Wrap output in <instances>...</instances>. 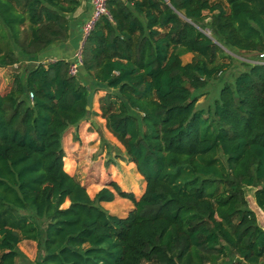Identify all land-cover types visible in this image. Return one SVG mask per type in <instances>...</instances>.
Wrapping results in <instances>:
<instances>
[{"label":"trees","instance_id":"trees-1","mask_svg":"<svg viewBox=\"0 0 264 264\" xmlns=\"http://www.w3.org/2000/svg\"><path fill=\"white\" fill-rule=\"evenodd\" d=\"M83 1L0 0V68L24 62L0 90V264H264L247 193L264 210V0H108L78 75L37 61ZM232 53L245 70L199 107ZM98 114L146 181L139 199L114 181L91 196L68 171L64 134ZM116 195L124 217L101 205Z\"/></svg>","mask_w":264,"mask_h":264},{"label":"rangeland","instance_id":"rangeland-1","mask_svg":"<svg viewBox=\"0 0 264 264\" xmlns=\"http://www.w3.org/2000/svg\"><path fill=\"white\" fill-rule=\"evenodd\" d=\"M83 36V33H82ZM78 35H71L72 44L78 46ZM235 57L232 68L222 75L209 81L208 85L198 93L199 107L209 108L214 100L219 97L220 89L226 82H233L235 76L245 66L240 60H246L247 54L232 53ZM192 53L185 54L183 61H190ZM20 63L0 68V90H8L12 83L15 71L24 69ZM22 71V70H21ZM97 92L93 95V108L100 112ZM104 93V92H103ZM65 158L72 164L68 170L76 176L81 183L86 185L91 196H94L104 186H109L111 181L117 182L125 191L133 192L139 199L146 190V181L138 172L136 165L129 161L124 154L123 145L107 129L105 119L100 114L91 116L80 122L76 127H70L63 137ZM112 188V187H111ZM254 188H248L249 206L253 209L260 224L264 227V210L259 208L253 198ZM101 205L110 213L124 217L134 207L128 198L116 195L111 202H102ZM21 257L28 260H36L39 255L37 243L32 240H23L19 244ZM146 264V263H145Z\"/></svg>","mask_w":264,"mask_h":264},{"label":"crops","instance_id":"crops-1","mask_svg":"<svg viewBox=\"0 0 264 264\" xmlns=\"http://www.w3.org/2000/svg\"><path fill=\"white\" fill-rule=\"evenodd\" d=\"M92 13V3L91 0H84L81 9L79 10L78 14L72 18L71 21V29H70V36L62 42L55 43L44 51H42L38 57L37 61L47 62V61H54L59 58H64L66 60H73L75 55L81 50L83 42H84V35L83 33V26L85 22L88 20ZM75 32L78 35V46L75 47L72 44L71 35ZM98 93V102L100 97L104 94L103 91H99ZM100 109V108H99ZM100 111V110H99ZM64 145V144H63ZM71 173V172H70Z\"/></svg>","mask_w":264,"mask_h":264},{"label":"built area","instance_id":"built-area-1","mask_svg":"<svg viewBox=\"0 0 264 264\" xmlns=\"http://www.w3.org/2000/svg\"><path fill=\"white\" fill-rule=\"evenodd\" d=\"M107 1L108 0H91L92 3V13L88 20L85 22L83 26V35L84 38L87 36V34L92 30V28L95 25V22L102 16V15H108V9H107ZM263 56V54L261 55ZM70 74L71 75H78L80 66L82 64V55L81 50L75 55L73 60L70 61ZM31 97H33V94H30Z\"/></svg>","mask_w":264,"mask_h":264},{"label":"water","instance_id":"water-1","mask_svg":"<svg viewBox=\"0 0 264 264\" xmlns=\"http://www.w3.org/2000/svg\"><path fill=\"white\" fill-rule=\"evenodd\" d=\"M36 64V63H35Z\"/></svg>","mask_w":264,"mask_h":264}]
</instances>
